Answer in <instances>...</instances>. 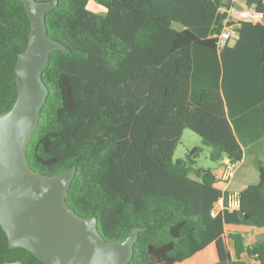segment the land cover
Returning a JSON list of instances; mask_svg holds the SVG:
<instances>
[{
  "label": "trees",
  "instance_id": "16d2710c",
  "mask_svg": "<svg viewBox=\"0 0 264 264\" xmlns=\"http://www.w3.org/2000/svg\"><path fill=\"white\" fill-rule=\"evenodd\" d=\"M90 1L59 0L46 13L48 35L64 48L51 50L43 71L49 95L27 144L29 167L58 175L76 166L66 201L95 216L106 240L143 227L128 264H250L245 253L264 264V232L247 243L243 231L226 230H264V164L239 207L213 215L229 191L197 161L206 146L220 165L241 162L259 138L247 134L264 111V0H245L263 19L241 21L239 38L222 47L233 0H95L104 13ZM31 30L22 0H0V114L18 98L16 64ZM185 129L203 146L174 160ZM0 264L46 263L10 248L0 224Z\"/></svg>",
  "mask_w": 264,
  "mask_h": 264
},
{
  "label": "water",
  "instance_id": "95a60500",
  "mask_svg": "<svg viewBox=\"0 0 264 264\" xmlns=\"http://www.w3.org/2000/svg\"><path fill=\"white\" fill-rule=\"evenodd\" d=\"M22 1L32 30L16 64L18 98L10 111L0 114V224L9 247H25L46 264H128L144 228H132L123 240H106L95 216L78 214L66 201L76 166L45 175L27 163V144L49 95L43 71L51 50L64 45L48 35L46 22V13L59 0Z\"/></svg>",
  "mask_w": 264,
  "mask_h": 264
},
{
  "label": "rangeland",
  "instance_id": "374dc122",
  "mask_svg": "<svg viewBox=\"0 0 264 264\" xmlns=\"http://www.w3.org/2000/svg\"><path fill=\"white\" fill-rule=\"evenodd\" d=\"M244 7L249 8L247 5H244ZM233 42L234 41H231L230 43ZM195 146H203L201 136L191 129H185L182 134L181 140L177 145L173 159L176 160L179 158H184L186 154ZM245 156L246 157L244 164L239 167L233 179L226 183L230 184L228 188L232 193H238L239 188L244 185L259 182V165L260 163H264V137L259 141L251 144L246 151ZM197 161L198 166L204 168L213 169L218 165L215 161H212L210 159V148L206 146H203V150L199 154ZM246 235L251 236L252 238L255 237V234L252 232H248L246 233Z\"/></svg>",
  "mask_w": 264,
  "mask_h": 264
},
{
  "label": "built area",
  "instance_id": "2783aa9c",
  "mask_svg": "<svg viewBox=\"0 0 264 264\" xmlns=\"http://www.w3.org/2000/svg\"><path fill=\"white\" fill-rule=\"evenodd\" d=\"M237 5L242 6L243 8L237 7ZM237 0H233V5L229 8L228 12L230 14L229 23L225 24L222 32L219 34V46H224L227 42L235 41L239 38L240 22L243 20H249L253 22H258L263 19V14L258 12L254 7L245 8ZM231 22V23H230ZM239 167V162L230 161L227 158V161L224 162L221 168L220 179L225 183L231 181L236 174V171ZM239 192L228 194V202H225V198L221 197L215 204L213 208V215L217 214L220 210L223 209H237L239 207Z\"/></svg>",
  "mask_w": 264,
  "mask_h": 264
},
{
  "label": "crops",
  "instance_id": "0c3cea01",
  "mask_svg": "<svg viewBox=\"0 0 264 264\" xmlns=\"http://www.w3.org/2000/svg\"><path fill=\"white\" fill-rule=\"evenodd\" d=\"M237 1L239 3H241V4H245V0L244 1L237 0ZM89 6H90V8L92 7L91 9H93L96 12H100V13H104L105 12L104 6L101 5V4H99V3H97L95 0H91L90 3H89ZM259 104L260 105L264 104V100L261 101V103H259ZM255 126H260V128L254 129L253 131H255V133L253 131H251L247 135L248 136H250V135H257L259 138L257 140H255V141H253V142H250L248 140L247 143H246V145L243 146V149H244V157H243L242 161L239 162V167H241V165H243L244 162H245V157H246L245 155H246V151L248 150L249 146L251 144L259 141L260 139H262L264 137V111L260 115V118L256 122V125ZM225 161H227V158L224 160V162ZM217 164H218L217 167H214L213 169H214V171H216L217 173L220 174L221 173L222 165H220L219 163H217ZM262 164H264V163H262ZM239 167H238V169H239ZM229 185L230 184H226L224 181H221L218 184V186L220 188H222L223 190H228L230 192V190L228 188ZM246 186H248V184L240 187L239 190H238V192L241 189L245 188ZM226 230L228 232L235 231V230H239V231H243L245 234L248 233V232L254 233L255 234V237L254 238H252L251 236H247L246 235V237H247V243L253 242L255 239H257L258 237H260L263 234V232H264V230L261 229V228L251 227V226H245V225H226ZM231 250H232V252L234 251L233 250V247H231ZM242 260H244L245 262H248L250 264H259L256 260L250 258L249 255L246 254V253L242 256Z\"/></svg>",
  "mask_w": 264,
  "mask_h": 264
}]
</instances>
